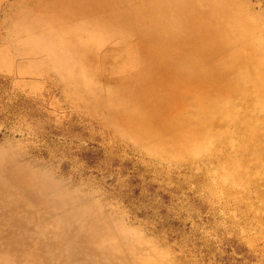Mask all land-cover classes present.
<instances>
[{"label":"rangeland","instance_id":"1","mask_svg":"<svg viewBox=\"0 0 264 264\" xmlns=\"http://www.w3.org/2000/svg\"><path fill=\"white\" fill-rule=\"evenodd\" d=\"M0 264H264V0H0Z\"/></svg>","mask_w":264,"mask_h":264},{"label":"bare ground","instance_id":"2","mask_svg":"<svg viewBox=\"0 0 264 264\" xmlns=\"http://www.w3.org/2000/svg\"><path fill=\"white\" fill-rule=\"evenodd\" d=\"M169 5V4H168ZM163 7V6H162ZM158 15H152L150 17H148L147 19L144 20V24H147V30L151 35V41H157V43H162L164 44L165 42H170L171 40H173L174 38H176L179 34H185L188 33L190 31V24L188 22H182L181 21V17L182 16H188L189 18H194L196 16V14H193V12H185L183 10L179 11V12H173L171 14V12L169 11H165V12H161V14L157 13ZM172 15L174 18V23L172 25V27L174 26V28H169V27H165V22L167 23V19L170 17V15ZM116 24L122 26L123 24L126 25L127 23L125 21H123V19L121 17H118L116 19ZM126 29H129L128 32L129 33H133L132 29L126 25ZM167 34H177L175 37H173L172 39L168 38ZM137 35V34H136ZM139 37V36H138ZM184 61V60H183ZM188 63V62H187ZM183 63H181V67L184 68L186 70L187 67H190L189 64L182 66ZM160 67V66H158ZM161 67L164 68V70L168 71L169 66L167 65H162ZM160 70V68H158ZM170 71V70H169ZM180 71H182V69H180ZM175 76H178L181 72H172ZM170 74V73H167ZM195 77L192 76L188 79H193ZM205 79V78H204ZM196 80V79H195ZM194 80V81H195ZM198 81V80H197ZM197 85V83L195 84ZM192 87V86H191ZM196 87V86H195Z\"/></svg>","mask_w":264,"mask_h":264}]
</instances>
